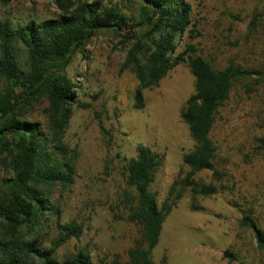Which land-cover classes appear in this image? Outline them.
Instances as JSON below:
<instances>
[{
	"label": "rangeland",
	"instance_id": "1",
	"mask_svg": "<svg viewBox=\"0 0 264 264\" xmlns=\"http://www.w3.org/2000/svg\"><path fill=\"white\" fill-rule=\"evenodd\" d=\"M100 1L123 15L134 32L147 27L144 18L148 7L141 1ZM187 1L196 32L191 37L188 33L180 36L176 54L190 42L215 68L232 62L262 73L247 81L252 91L237 84L216 117L211 137L223 189L210 196H195L184 190L166 216L152 260L155 264H161L163 257L166 264H264V249H258L251 231L238 223L251 208L264 229V153L256 144L257 138L264 137V0ZM58 13L53 0L0 4V19L8 18L14 25ZM254 13L259 14L260 22L249 29ZM120 34L118 30L101 29L67 68L77 84L78 99L90 106L74 108L65 134V141L76 151L75 183L67 191L51 192L60 206L61 221L75 219L84 225L80 239L60 251H74L87 244L95 264L104 254L109 258L116 252L124 254L137 235L136 226L121 218L127 188L117 154L136 156L137 145L143 144L163 155V165L151 184L161 202L180 171L185 170L181 157L193 145L180 118L185 100L194 91L187 62L180 61L156 86L144 89V107L137 109L133 106L137 80L121 69L128 47L121 43ZM45 105H36L32 117L43 121ZM98 118L110 140L101 132ZM5 175L7 171L0 166V179ZM195 180L214 181L209 170L198 172ZM225 250L233 259L224 257Z\"/></svg>",
	"mask_w": 264,
	"mask_h": 264
},
{
	"label": "trees",
	"instance_id": "2",
	"mask_svg": "<svg viewBox=\"0 0 264 264\" xmlns=\"http://www.w3.org/2000/svg\"><path fill=\"white\" fill-rule=\"evenodd\" d=\"M139 1L148 7L144 18L147 27L140 32H134L123 15L100 0H53L59 13L40 21L30 19L14 25L8 18L0 19V166L7 171L0 179V264H95L87 244L74 251H60L80 239L84 225L75 219L62 222L60 206L51 192L67 191L75 183L76 151L65 141V134L74 108L90 106L78 99L77 84L67 68L101 29L120 31V41L128 47L121 69L137 80L135 108L144 107L143 90L156 86L180 61L189 66L194 91L180 111L193 145L181 157L185 170L180 171L161 202L151 184L163 165V155L143 144L137 145L136 156L117 154L127 188L121 218L136 226L137 235L124 254L116 252L111 258L104 254L99 264H155L152 250L166 216L183 191L210 196L223 189L211 132L232 89L243 84L252 91L247 81L262 71L232 62L215 68L190 42L176 54L180 36L188 33L191 37L196 32L190 3ZM9 2L0 0L1 5ZM259 22V14L254 13L249 29ZM44 102L40 121L32 112ZM98 124L110 140L99 118ZM256 141L264 153V137ZM202 170L211 171L214 181L197 182L195 175ZM238 223L251 231L257 248L263 250L264 229L251 208ZM224 257L233 259L229 250L224 251ZM161 264H166L165 257Z\"/></svg>",
	"mask_w": 264,
	"mask_h": 264
}]
</instances>
